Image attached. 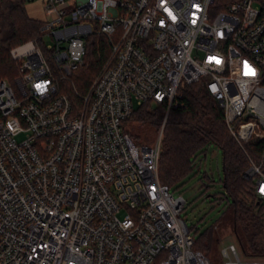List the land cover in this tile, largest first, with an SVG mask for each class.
I'll list each match as a JSON object with an SVG mask.
<instances>
[{
	"label": "built area",
	"instance_id": "2783aa9c",
	"mask_svg": "<svg viewBox=\"0 0 264 264\" xmlns=\"http://www.w3.org/2000/svg\"><path fill=\"white\" fill-rule=\"evenodd\" d=\"M22 1L44 18L9 48L12 67L0 52V264H213L193 248L186 199L160 180L162 132L180 86L203 81L239 145L264 142V0ZM92 34L109 51L80 91ZM144 102L165 111L139 144L125 121ZM244 153L264 202V156ZM220 253L261 264L234 242Z\"/></svg>",
	"mask_w": 264,
	"mask_h": 264
},
{
	"label": "trees",
	"instance_id": "16d2710c",
	"mask_svg": "<svg viewBox=\"0 0 264 264\" xmlns=\"http://www.w3.org/2000/svg\"><path fill=\"white\" fill-rule=\"evenodd\" d=\"M220 1L219 7L223 8V2L228 0ZM40 21L26 13L22 0H0V52L5 65L12 67L9 48L36 37ZM108 51L106 37L92 34L86 38L83 66L72 77L78 90L87 87ZM179 90L180 105L170 110L163 127L158 159L160 180L171 188L180 186L192 173L197 156L204 154L209 144L217 146L221 151V184L232 211L233 233L238 246L245 256L264 257V211L254 200L250 181L244 176L249 164L244 150L253 160L259 161L264 156V142L249 140L241 147L227 129L222 107L207 93L203 81L181 85ZM164 111L163 105L151 102L134 108L125 121L132 140L139 142V137L128 127L130 121L159 131ZM147 138L144 141H148ZM213 235L214 231L201 234L194 239L193 248L206 255Z\"/></svg>",
	"mask_w": 264,
	"mask_h": 264
},
{
	"label": "rangeland",
	"instance_id": "374dc122",
	"mask_svg": "<svg viewBox=\"0 0 264 264\" xmlns=\"http://www.w3.org/2000/svg\"><path fill=\"white\" fill-rule=\"evenodd\" d=\"M24 8L30 17L44 18L39 1L25 3ZM48 42L49 40L46 38L45 43ZM128 127L134 135L139 137V144L154 141L158 134V131L132 121L128 123ZM146 136L148 141H144ZM23 137L22 133L17 135L16 139L20 140ZM221 179V151L214 144H209L205 153L197 156L192 173L185 178L180 186L172 187L175 194L180 193L186 199L181 217L192 228L194 239L207 231H214L210 250L206 254L213 264H221L220 250L223 246L229 242H234L238 246L233 233L232 211L228 200L224 197L225 192ZM250 198L247 199L250 201ZM254 200L260 204L259 207H262V211H264V202ZM240 253L244 261H259L264 264V257L245 256L241 250Z\"/></svg>",
	"mask_w": 264,
	"mask_h": 264
},
{
	"label": "snow or ice",
	"instance_id": "6c2138e0",
	"mask_svg": "<svg viewBox=\"0 0 264 264\" xmlns=\"http://www.w3.org/2000/svg\"><path fill=\"white\" fill-rule=\"evenodd\" d=\"M217 63H219V61H217Z\"/></svg>",
	"mask_w": 264,
	"mask_h": 264
}]
</instances>
